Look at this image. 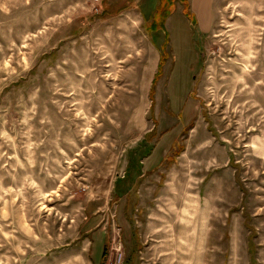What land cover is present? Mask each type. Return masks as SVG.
<instances>
[{"label":"rangeland","instance_id":"obj_1","mask_svg":"<svg viewBox=\"0 0 264 264\" xmlns=\"http://www.w3.org/2000/svg\"><path fill=\"white\" fill-rule=\"evenodd\" d=\"M191 4L0 0V264H264V0Z\"/></svg>","mask_w":264,"mask_h":264},{"label":"crops","instance_id":"obj_2","mask_svg":"<svg viewBox=\"0 0 264 264\" xmlns=\"http://www.w3.org/2000/svg\"><path fill=\"white\" fill-rule=\"evenodd\" d=\"M189 12H190V16H187V14L181 9V11L183 12V14H184V17H185V21L188 23V24H190L193 28H194V26H193V24H192V21H191V19L193 18V19H195V21H196V25H197V29L198 30H200L201 29V27H200V24H199V21H198V17H197V15H196V13H195V11L193 10V8H192V4H191V0H189ZM191 13H192V15H191ZM195 13V14H194ZM173 15V14H172ZM171 15V16H172ZM189 15V14H188ZM184 21V20H183ZM192 29V28H191ZM190 47H191V45H190ZM190 47H186V54L187 53H189L190 51H189V49H190ZM129 238V242H130V252H128V254H127V260H126V263L125 264H142V262H138V260H140L141 259V254H139V255H135L134 254V252H131V247L134 245V243H132L131 241H130V237H128ZM136 244V243H135ZM136 245H138V244H136ZM135 245V246H136ZM141 250V249H140ZM140 253H141V251H139ZM133 257V258H132ZM131 260H132V262H131Z\"/></svg>","mask_w":264,"mask_h":264},{"label":"built area","instance_id":"obj_3","mask_svg":"<svg viewBox=\"0 0 264 264\" xmlns=\"http://www.w3.org/2000/svg\"><path fill=\"white\" fill-rule=\"evenodd\" d=\"M108 253L109 254L104 264H124L122 244L117 233L112 236Z\"/></svg>","mask_w":264,"mask_h":264}]
</instances>
